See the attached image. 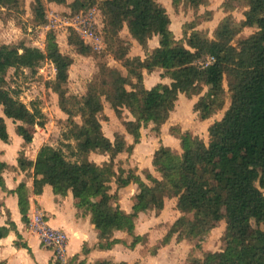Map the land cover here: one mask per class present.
Here are the masks:
<instances>
[{
	"label": "trees",
	"instance_id": "16d2710c",
	"mask_svg": "<svg viewBox=\"0 0 264 264\" xmlns=\"http://www.w3.org/2000/svg\"><path fill=\"white\" fill-rule=\"evenodd\" d=\"M198 10L207 7L210 0H176ZM63 5L66 0H45ZM96 5L103 13V35L107 55L121 68L106 62L97 63L96 73L87 81L83 95L61 94L68 83V71L73 59L59 50L43 52L32 49L30 54L21 41L9 51L15 62V73L33 70L40 62L52 64L54 76L44 82L46 89L58 95L57 105L66 116L64 129L57 145L43 144L35 161H27L19 152L18 165L33 167L32 193L39 195L43 186L68 187L74 205L80 212L91 215L98 231L97 246L110 249L115 243V231H125L132 240L128 249L144 244L146 237L135 234L132 218L139 213L159 215L166 199H177L180 213L153 248L169 244L173 235L185 239L192 246L183 264H264V0H225L221 7L226 15L211 33L198 29V18L185 23L181 38L176 39L170 29V18L165 7L157 0H74L70 14ZM245 8L242 20H235L232 11ZM22 0H0L2 10L20 11ZM34 25L46 24L43 0L30 3ZM209 14V19H210ZM123 27L138 43L143 56L129 57L131 43L120 36ZM244 28L256 32L241 40H233ZM48 34H54L52 31ZM157 37L158 46L149 51L148 41ZM73 44L77 52L102 58L84 46L80 38ZM0 46V142L8 143L9 134L5 118L20 123L23 142L31 143L36 127H44L47 119L41 110H30L14 98L8 89L5 74L9 68ZM159 72L160 79L169 84L156 83L150 88L143 84L142 72ZM136 85L128 89L127 87ZM229 107L219 120L207 128L208 140L182 131L178 126L170 129L180 143L181 152L169 147L156 151L151 160L159 178L149 172L136 173L113 168L118 153L131 154L141 140V128L153 124L158 133L174 109L178 94L198 96L193 113L203 121L223 108L225 87ZM206 89V90H205ZM205 90V92H204ZM106 103L116 117L126 110L131 120L124 123L132 143L126 145L124 136L114 133V140L102 130L99 116ZM91 153L109 155L101 164L91 161ZM7 165L0 162V187H4L2 172ZM114 181L118 190L127 183L136 185L130 219H124L119 209H110L117 203V191L109 192ZM30 192V193H31ZM14 193L18 195L20 213L27 218L29 196L23 184ZM220 222L225 223L220 251L214 256L203 254L208 233ZM255 226L250 230L249 225ZM15 226H0V240ZM16 246L30 249L23 242ZM83 253L89 248L84 246ZM77 256L68 264H84ZM49 264H60L54 260ZM95 264H111L100 260ZM119 264H127L120 262Z\"/></svg>",
	"mask_w": 264,
	"mask_h": 264
},
{
	"label": "crops",
	"instance_id": "0c3cea01",
	"mask_svg": "<svg viewBox=\"0 0 264 264\" xmlns=\"http://www.w3.org/2000/svg\"><path fill=\"white\" fill-rule=\"evenodd\" d=\"M47 5L53 6V4ZM173 34L176 39H179L178 34L174 33V31ZM124 39L129 40L131 47L137 52L139 47L137 42L131 36L124 37ZM157 46V37L153 36L148 41L149 51H152ZM138 55L143 56L141 50L140 53L136 55H132L129 51V56L131 57ZM111 60L112 63H109V66L121 68L117 62L113 61V59ZM142 75L143 84L146 88H150L159 82L165 84L170 83V81L167 79L161 80L159 77V72H152L148 74L146 71H143ZM180 95L181 94H178L176 99H178ZM192 98L193 99H191V102L188 104V106L191 107V111L194 103L197 100L196 96H192ZM174 109L177 110L175 114ZM174 109L173 113L172 111L170 112L166 122L159 127L157 134L154 133L155 131L153 130L154 132H152L154 133V136L152 135L150 139L147 136L144 138L143 135H141L140 142L133 147L130 155H128L126 152H121L116 155V157L113 159V168L116 172L119 169L126 171L128 168H134L138 174L141 172H149L155 177L159 178V173L153 169L151 164L153 154L162 147H169L176 152H181L179 140L173 136L170 131V129L174 126H178L182 131H188L193 135H198L204 141L206 140L208 126L217 120L214 119V116L201 121L192 111L191 114L195 118V120L192 121L190 118L187 119V114L185 115L187 110L183 111L180 107L176 106V101ZM108 110L109 111H105L107 117L111 118L112 114L114 117H116L114 112L109 107ZM173 114L176 117H174ZM129 120H131V116H129ZM10 124L14 127V129L12 132L13 134H11L10 129L8 130V126L6 125L9 134V142H0V162H3L7 165V168L2 172L4 187L7 191H4L0 187V226H8L9 219V221L14 224L15 230H11L5 238L0 240V264H49L55 260L51 249L45 248L40 243L38 237L30 233L27 229L26 219L19 210L18 195L17 193H14V190L20 184H23L26 192L30 194L28 212L30 209L34 208L41 210L49 226L62 230L67 234V262L74 256H77L78 260H84V264H95L100 260L110 261L111 264H119L120 262H126L127 264H144V262H146V260L142 258L144 255L139 254V252L144 249L143 247H147L149 251L148 254L152 256L151 250L149 249L154 245L150 243L151 237L149 231L151 227L153 229H156V227L153 224L151 225L145 223L144 216L152 215L155 219L160 218L166 210L167 202L171 199L165 200L164 208L159 215H154L153 212L148 214L139 213L137 217L134 219L132 218L134 230L136 232L135 234L140 236L144 235L146 237V242L144 244H138L134 249H128L126 245H129L131 242V235L125 231H115L113 239L120 240L122 243H115L112 248L103 249L100 246H97L99 241L98 231L92 224L91 215L82 213L78 208L75 207L72 192L68 187H57L47 184L43 186V190L39 195H35L31 192L34 180L33 167L27 166L24 169L19 167V152H23V155L27 161L34 162L39 148L43 144L47 143L48 138L46 139L45 137L41 136L40 132H35L32 142L25 144L22 140L20 123H13L11 121ZM149 128L151 131L152 127L150 126ZM198 128L200 129L199 131ZM117 131L118 130H114L112 134H104L107 138L113 141L114 133H117ZM141 131L142 128L140 133ZM118 133L124 136L126 145H130L132 143L130 135L125 130H123V132L119 131ZM89 158L96 164H101L109 160V155L91 153ZM113 183L115 182H111L109 184V192L114 193L117 191L118 200L116 204L110 206V209L117 207L119 209L120 215L124 219L131 220L130 213L136 185L133 182H130L122 188L116 190V184ZM126 191L128 193V197H126ZM175 200L177 203V199ZM122 211L129 214V218L125 217ZM170 225L166 229H163L164 234ZM164 234L156 241H160ZM17 241L25 243L30 249V253L26 248L16 246L15 242ZM182 241L187 242L185 239L177 240L176 235H173L168 245L156 250L152 249V251L154 250L155 253L157 252L155 254L157 256H154V259L159 262V252L162 254L167 250L166 248L170 249L172 247L171 245L175 244L176 242L181 243ZM84 246L89 248L88 252L83 253L82 248ZM129 254L132 255L129 256ZM185 261L183 260L180 263H175L172 257L170 261H168V264H183Z\"/></svg>",
	"mask_w": 264,
	"mask_h": 264
},
{
	"label": "rangeland",
	"instance_id": "374dc122",
	"mask_svg": "<svg viewBox=\"0 0 264 264\" xmlns=\"http://www.w3.org/2000/svg\"><path fill=\"white\" fill-rule=\"evenodd\" d=\"M32 0H22V8L20 11H9L2 10L0 12V46L5 52L4 57L5 61L8 64L9 68L5 74L7 80V86L10 94L22 101L30 110H41L44 113L47 122L44 127H36L35 131L40 132L41 136L47 139V143L51 145H57L60 138V133L64 129L66 116L60 111L57 105L58 95L54 94L50 90L46 89L44 82L54 76L53 66L48 61L40 62L33 70L24 69L18 73H15L14 69L16 67L14 59L10 56L9 51L12 47L18 45L21 41L25 43V48L19 49V52L25 51L27 54H30L32 49H41L43 52H48L51 50H59L63 54L69 55L73 59V64L70 66L68 71V83L65 88L61 90V94H76L83 95L86 89L87 81L96 73L97 63L104 61L107 64L112 63L111 57L107 55L106 49L107 46L104 43V35L102 31L103 27V13L97 8L96 5L90 6L86 9H81L79 12H86L87 9H94V27L95 32L101 37L102 43H104L105 48L101 51L92 50L99 55H102V58H95L92 55H84L76 50V46L73 44L75 38H79L76 35L77 25H74L73 28L70 26L61 25L58 28L54 29V34H48L49 30L45 31L41 28L42 26L34 25L32 19L33 15L30 11V3ZM44 1L45 5V16L53 15L57 16L56 18H62V16L74 15L70 14L71 6L74 0H66V3L63 5H57L54 3H47ZM161 3L170 18V29L172 32L178 34V38L181 37L183 25L188 23L195 18H198L197 28L207 31L208 35L211 37L213 28L216 26L218 21H220L226 13L221 7L222 3L225 0H210L207 7H200L195 11L193 7L183 5L181 1L177 2L176 0H157ZM47 4H53V6H48ZM245 8L238 7L232 11V15L235 20L243 19V12ZM93 13V10L91 11ZM210 14V19H209ZM47 23V20H46ZM46 25V24H45ZM44 26V25H43ZM180 31V32H179ZM256 32L254 28H244L242 31L238 32L236 37L233 40V44L236 46L241 40L249 36L250 34ZM121 38L130 36L127 28H124L120 31ZM138 44V43H137ZM139 46V45H138ZM141 47H138V50L130 46V53L136 55L140 53ZM142 52V50H141ZM143 53V52H142ZM131 57V56H129ZM134 57V56H133ZM114 61V60H113ZM136 85L133 82V86L127 87L128 89L133 88ZM225 91L226 85L224 83ZM206 90V89H205ZM204 90V92H205ZM192 97L185 96L181 94L178 99H176V106L180 107L181 110L185 111L187 114V119L195 120L194 116L191 114V107L188 106L191 102ZM198 99V96H196ZM230 104L229 96L226 91L225 101L222 109L217 111L214 115V119L219 120L224 111L228 109ZM105 111L108 110V105L104 103L103 109L99 116V121L102 125V130L105 134H112L114 130L117 132H123L124 123L129 120L130 114L124 110L121 117H114L112 114L111 118L107 117ZM174 114L177 110L174 109ZM173 113V110H172ZM173 114V115H174ZM2 115L0 109V116ZM172 115V116H173ZM174 117H176L174 115ZM5 123L10 129L11 134H13L14 127L10 124V119L5 118ZM152 127L150 131L149 127ZM153 124H149L147 127L142 128L141 135L150 137L154 136ZM190 130V128H189ZM200 129L198 128V131ZM154 133H153V132ZM203 132V130H202ZM208 140V136L205 142ZM122 163V162H121ZM126 170V169H125ZM114 182V181H112ZM115 184V183H113ZM126 197L128 193L126 191ZM130 195V194H129ZM114 207L113 209H115ZM123 212V211H122ZM124 216L129 218V214L124 213ZM178 216L180 213L176 210V200L172 198L166 204V210L160 218H153L152 215L144 216V222L148 224L155 225L156 229L150 228L149 234L151 237L150 243L155 245L159 242L156 241L163 234L166 229ZM250 230H254L255 226L251 223L249 225ZM225 223H218L209 233L207 242L204 244L202 251H197L195 256L201 258L203 254H208L214 256L215 253L220 251L221 247V236L224 233ZM136 233V232H135ZM172 247L166 248L162 254L159 252V262L154 259L156 253L153 247L151 250L152 256L148 253V248L143 247L144 249L139 252V254L144 255L142 258L146 260L144 264H168V261L173 257L174 262H182L188 258L191 244L186 241L176 242L171 245ZM160 251V250H159ZM128 252V250H127ZM132 254H129V256ZM171 264V263H170Z\"/></svg>",
	"mask_w": 264,
	"mask_h": 264
},
{
	"label": "built area",
	"instance_id": "2783aa9c",
	"mask_svg": "<svg viewBox=\"0 0 264 264\" xmlns=\"http://www.w3.org/2000/svg\"><path fill=\"white\" fill-rule=\"evenodd\" d=\"M93 10V13L91 12ZM94 9H87L86 12H78L74 15L62 16H47L46 25L41 28L49 32H54L55 28L61 25L70 26L73 28L77 25V33L75 36L82 40L84 46L92 50L101 51L105 48L101 37L95 32L94 27ZM53 72H55L53 68ZM54 74V73H53ZM26 226L30 233L36 235L40 243L45 247L51 249L54 258L60 264H68L66 247L68 243L67 234L59 229H55L48 225L44 218V214L39 209H30L27 213Z\"/></svg>",
	"mask_w": 264,
	"mask_h": 264
}]
</instances>
